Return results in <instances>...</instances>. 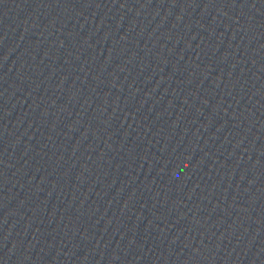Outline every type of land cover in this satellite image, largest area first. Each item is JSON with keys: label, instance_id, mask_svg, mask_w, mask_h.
Instances as JSON below:
<instances>
[{"label": "water", "instance_id": "95a60500", "mask_svg": "<svg viewBox=\"0 0 264 264\" xmlns=\"http://www.w3.org/2000/svg\"><path fill=\"white\" fill-rule=\"evenodd\" d=\"M264 168V0H0V264H170Z\"/></svg>", "mask_w": 264, "mask_h": 264}]
</instances>
